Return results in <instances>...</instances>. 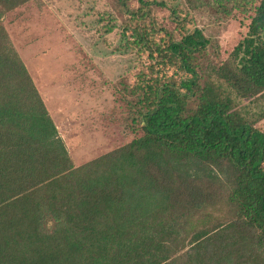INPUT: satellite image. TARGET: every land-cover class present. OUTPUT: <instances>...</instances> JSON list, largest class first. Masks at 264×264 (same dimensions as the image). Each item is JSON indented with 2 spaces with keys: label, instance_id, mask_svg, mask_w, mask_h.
Listing matches in <instances>:
<instances>
[{
  "label": "trees",
  "instance_id": "16d2710c",
  "mask_svg": "<svg viewBox=\"0 0 264 264\" xmlns=\"http://www.w3.org/2000/svg\"><path fill=\"white\" fill-rule=\"evenodd\" d=\"M27 1L0 0V6ZM227 3L229 14L264 32V0ZM148 5L140 0L130 17L144 19ZM121 41L154 64L150 79L139 75L136 85L145 101L139 113L143 135L74 167L0 26V264H252V256L238 258V240L251 233L264 255V135L221 101L201 102L183 115L209 41L199 29L179 40H156L145 22L125 26ZM257 44L243 57L241 70L246 86L261 90L264 42ZM174 68L188 77L168 80ZM181 159L227 167L225 204L233 221L225 229L196 232L190 249L177 254L158 203L186 209L204 202L201 189L170 168ZM222 239L220 249L210 248ZM254 264H264V258Z\"/></svg>",
  "mask_w": 264,
  "mask_h": 264
},
{
  "label": "rangeland",
  "instance_id": "374dc122",
  "mask_svg": "<svg viewBox=\"0 0 264 264\" xmlns=\"http://www.w3.org/2000/svg\"><path fill=\"white\" fill-rule=\"evenodd\" d=\"M144 1L149 3L144 19L130 17L140 0H30L11 9L0 6V26L31 77L74 167L143 135L139 113L145 101L136 85L139 75L150 79L154 64L146 53L121 41L123 28L136 22H145L156 40H179L185 32L199 29L209 41L195 69L196 87L183 115L201 102L221 101L264 135V89L246 86L241 70L243 57L264 42V32H255L246 19L229 14L227 0ZM186 77L176 68L167 74L174 83ZM170 164L175 177L193 182L204 195V202L193 208L173 204L164 209L163 202L158 203L160 216L167 218L175 235L173 253L184 254L196 232L225 229L233 221L225 204L230 175L224 165L186 159ZM243 233L238 258L252 256L254 264V259L264 258L263 252L251 233ZM222 243L223 239L213 240L210 248L218 250Z\"/></svg>",
  "mask_w": 264,
  "mask_h": 264
}]
</instances>
